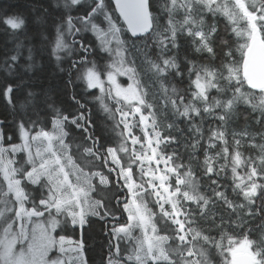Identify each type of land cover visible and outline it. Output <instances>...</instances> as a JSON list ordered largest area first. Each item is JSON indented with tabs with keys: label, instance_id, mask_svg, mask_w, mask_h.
<instances>
[{
	"label": "trees",
	"instance_id": "1",
	"mask_svg": "<svg viewBox=\"0 0 264 264\" xmlns=\"http://www.w3.org/2000/svg\"><path fill=\"white\" fill-rule=\"evenodd\" d=\"M69 1L0 0L1 145H19L24 134L50 132L62 121L74 162L103 177L92 193L100 205L80 224L43 206L51 187L27 179L34 163L21 151L15 175L25 206L60 219L56 236L80 241L86 264H139L124 254L128 244L117 230L130 223L131 192L121 170L146 185L132 141L142 132L135 124L127 128L122 109L89 82L92 73L106 78L117 64L94 25L104 7ZM105 5L121 27L141 112L177 190L176 211L143 194L165 240V255L149 264H234L232 251L243 242L255 264H264V90L243 75L252 33L264 40V0H151L155 27L142 38L129 35L113 1ZM62 54L68 61L59 62ZM0 183L1 200L2 176Z\"/></svg>",
	"mask_w": 264,
	"mask_h": 264
},
{
	"label": "rangeland",
	"instance_id": "2",
	"mask_svg": "<svg viewBox=\"0 0 264 264\" xmlns=\"http://www.w3.org/2000/svg\"><path fill=\"white\" fill-rule=\"evenodd\" d=\"M79 2L80 0L69 1L74 6H78ZM100 7H104L101 11L103 20L94 25L98 26L95 28L99 32V38L105 48L115 55L117 64L106 78L102 79L92 73L89 82L92 88H100L111 102L122 109L127 128L131 129L132 124H135L143 136L141 140L133 138L132 141L143 168L146 185L140 187L128 170H121L131 192L127 204L130 223L117 230V237H122L121 240L128 244L123 249L129 259L139 264H149L165 255V240L157 232L153 215L143 202V194L148 190L156 197L162 210L176 211L177 190H172L169 184L166 162L156 155L158 136L150 130L148 119L141 112L142 93L129 67L121 27L109 14L106 5ZM227 14L237 23L231 12L228 11ZM238 35L250 38L251 34L238 30ZM242 45L245 47V43ZM199 84L201 88L202 82ZM23 138L21 144L5 148L1 145L0 131V176L5 180L4 192L7 194L0 200V264H86L80 241L56 236V231L61 226L60 219L45 218L44 212L25 206L27 197L15 175L18 168L15 157L17 153L24 151L27 158L33 161L34 167L27 174L31 183L37 184L42 179L49 183L52 197L50 202L45 201L42 205L53 207L57 213H68L76 224L95 213L100 205L93 199L92 193L99 191L95 184L102 183L103 177L98 173L83 171L74 162L65 141L62 121H56L50 132L31 136L24 134ZM112 156L120 167L117 156ZM238 253L251 254L255 259L248 242L235 246L232 258Z\"/></svg>",
	"mask_w": 264,
	"mask_h": 264
},
{
	"label": "water",
	"instance_id": "3",
	"mask_svg": "<svg viewBox=\"0 0 264 264\" xmlns=\"http://www.w3.org/2000/svg\"><path fill=\"white\" fill-rule=\"evenodd\" d=\"M99 6L105 1H113L115 10L123 21L132 38L149 35L154 27L151 0H95ZM243 75L255 90H264V41L258 33H253L246 59ZM254 257L248 253H238L233 257L234 264H254Z\"/></svg>",
	"mask_w": 264,
	"mask_h": 264
},
{
	"label": "bare ground",
	"instance_id": "4",
	"mask_svg": "<svg viewBox=\"0 0 264 264\" xmlns=\"http://www.w3.org/2000/svg\"><path fill=\"white\" fill-rule=\"evenodd\" d=\"M57 59L59 60L60 63H62V62L68 61V56L65 54H62V55H59Z\"/></svg>",
	"mask_w": 264,
	"mask_h": 264
}]
</instances>
